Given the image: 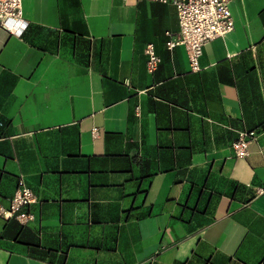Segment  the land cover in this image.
I'll return each mask as SVG.
<instances>
[{
    "label": "crops",
    "instance_id": "1",
    "mask_svg": "<svg viewBox=\"0 0 264 264\" xmlns=\"http://www.w3.org/2000/svg\"><path fill=\"white\" fill-rule=\"evenodd\" d=\"M228 4L193 71L170 1L21 0L24 28L0 25V204L20 179L36 200L0 216V264H264V0Z\"/></svg>",
    "mask_w": 264,
    "mask_h": 264
},
{
    "label": "built area",
    "instance_id": "2",
    "mask_svg": "<svg viewBox=\"0 0 264 264\" xmlns=\"http://www.w3.org/2000/svg\"><path fill=\"white\" fill-rule=\"evenodd\" d=\"M170 1L176 8L178 30L169 34L166 40L168 49L182 45L185 49L189 68L197 71L200 68L199 57L203 44L217 36H222L233 29V17L229 0H163ZM21 18V0H0V25L11 32H20L24 26ZM146 55V68L152 73L160 62L152 43L143 49ZM256 136L254 129L240 131L232 142L237 157L249 154V143ZM36 200V195L22 179L17 182L7 206L0 204V216L16 217L22 222L31 217L25 208Z\"/></svg>",
    "mask_w": 264,
    "mask_h": 264
}]
</instances>
